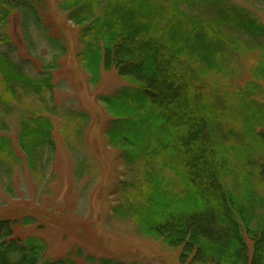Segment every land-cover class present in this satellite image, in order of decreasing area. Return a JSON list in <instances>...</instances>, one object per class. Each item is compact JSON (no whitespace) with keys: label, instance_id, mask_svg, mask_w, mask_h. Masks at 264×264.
Returning a JSON list of instances; mask_svg holds the SVG:
<instances>
[{"label":"trees","instance_id":"1","mask_svg":"<svg viewBox=\"0 0 264 264\" xmlns=\"http://www.w3.org/2000/svg\"><path fill=\"white\" fill-rule=\"evenodd\" d=\"M56 2L78 29L75 59L87 83L95 87L111 71L127 83L94 96L109 116L107 144L125 165L158 161L180 186L171 190L148 165L140 199L124 200L111 213L130 219L141 238L176 252L179 264H264V109L253 100L264 88V24L230 0ZM47 6V0H0V27L19 16L20 27L42 38L55 60L65 45L46 24ZM252 47L259 61L232 92L246 103L231 104L215 79L228 78L232 63ZM43 65L33 76L0 51V103L23 97L46 103L55 63ZM43 116L18 123L17 148L32 170L43 169L54 148L53 123ZM68 117L87 119L81 112ZM12 149L0 136V158ZM34 224L29 216L0 218V264H136L96 258L76 245L46 258L42 238L14 235Z\"/></svg>","mask_w":264,"mask_h":264},{"label":"rangeland","instance_id":"2","mask_svg":"<svg viewBox=\"0 0 264 264\" xmlns=\"http://www.w3.org/2000/svg\"><path fill=\"white\" fill-rule=\"evenodd\" d=\"M48 1V22L55 26L54 35L64 46V54L53 60L46 42L30 27H20L18 17H12L0 27V51L9 52L27 74L35 76L47 61L55 63L51 74V92L46 103L30 97L0 103V136L9 139L13 152L0 158V218L19 219L29 216L35 224L20 227L16 237L33 235L47 246L46 258H60L74 245L87 255L105 257L136 264H179L176 252L160 242L145 240L135 231L130 219L113 215L111 211L124 200L140 199L148 165L160 172L171 190L180 186L176 176L159 167L158 161L148 165L139 162L125 165L116 148L107 144L103 131L109 116L94 96L111 95L127 83L115 72H104L97 86L87 83V76L75 59L78 29L57 8L56 0ZM251 13L264 24V0H230ZM236 58L228 78L215 79L231 104L246 103L232 92L250 80V68L259 61V53L250 49ZM208 79L210 86L215 87ZM264 109V88L253 96ZM81 112L87 119L74 122L68 115ZM43 116L53 123L54 148L45 153L44 168L28 169L17 148L18 123L26 116ZM234 116L228 126L234 127ZM23 121V120H22ZM232 180V179H231ZM22 238V237H21ZM81 264H84L81 259Z\"/></svg>","mask_w":264,"mask_h":264}]
</instances>
